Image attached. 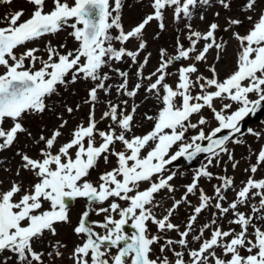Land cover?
<instances>
[{
	"label": "snow or ice",
	"instance_id": "obj_1",
	"mask_svg": "<svg viewBox=\"0 0 264 264\" xmlns=\"http://www.w3.org/2000/svg\"><path fill=\"white\" fill-rule=\"evenodd\" d=\"M13 2L0 0V4ZM24 2L32 6L31 11L20 7L5 15L0 26V151L11 148L24 134L32 141L34 154L18 150L17 179L9 180L7 187L0 180V264H56L67 249L63 241H49L51 250L41 251L36 245L46 234L58 236L61 225L71 226L78 238L68 256L71 264H264V177L255 175L264 167V145L256 151L250 148L255 163L244 169L249 175L239 186L233 177L210 171L224 155L233 170L239 166L229 145L245 143L240 139L243 121L264 109V0H244V19L229 15L223 25L217 11L203 29L190 21L198 9L211 7L213 0H148L145 7L150 11L127 27L123 22L126 0ZM215 3L231 11L232 0ZM169 11L174 21L188 22L175 37L172 51L158 48L157 64L145 74L153 55L147 28L155 22L158 31L151 39L159 40L167 30ZM205 19L200 11L199 20ZM245 20L250 27L241 33L237 29ZM67 28L76 42L74 48L49 41L44 58L40 48L27 47ZM220 32L229 33L228 40ZM230 40L238 45L235 64L220 78L216 63ZM213 52L216 63L208 65L210 75H205L199 66ZM128 61V70L115 66ZM105 68L119 78L118 83H108L113 77ZM80 80L91 82L82 101L89 106L87 119L79 120L66 135L69 120L64 114L72 116L81 104L61 103L59 123L52 128L44 125L33 135L25 127V117L54 111L48 100ZM141 92L144 100L155 101V107L153 114L144 113L151 129L136 134L141 105H130L129 98ZM101 93L109 98L97 119ZM205 109L214 127H209ZM104 121H108L105 127H99ZM190 130L195 134L187 135ZM247 134L264 140L262 131L248 128ZM199 154H206V162L176 198L173 181L184 173L170 166ZM101 161L105 169L93 181L91 173ZM23 173L33 178L27 184ZM201 178L220 181L212 195L200 187ZM162 192L170 204L157 199ZM191 195L198 196L197 204H192ZM78 198L87 203L73 224L71 208ZM241 206L250 211H241ZM181 207L191 212L186 221L174 222ZM212 208L209 222L197 227L202 213ZM93 214L102 218L93 220Z\"/></svg>",
	"mask_w": 264,
	"mask_h": 264
},
{
	"label": "rangeland",
	"instance_id": "obj_2",
	"mask_svg": "<svg viewBox=\"0 0 264 264\" xmlns=\"http://www.w3.org/2000/svg\"><path fill=\"white\" fill-rule=\"evenodd\" d=\"M244 0H232V7L231 11H226L222 7H220L218 4L215 3V0L212 2V6L208 7L206 10L201 8L198 9L190 21L194 27H199L201 29L205 28L207 24L214 19V13L219 11L220 12V18L219 22L221 25L224 23V17L233 15V16H239L241 19H244L245 13L241 12V5L243 4ZM148 3V0H143V3L137 2V0H126L125 7L123 9V22L125 24V27L128 25L134 24L139 20V18L144 14L146 11H150V9L146 8L145 5ZM51 4V0H49V5ZM20 7H24L28 10V12L31 11V5L24 2V0H14L12 4H0V26H3L5 21H3V17L9 13H11L14 10L19 9ZM200 11L205 12L206 19L204 21L199 20V14ZM27 18V13L24 17V19ZM188 22L185 20H181L179 22H176L172 19L171 11H169L166 23H167V30L162 32L160 34L159 40H152L151 37L154 33L158 31L157 24L153 22L150 27L147 28V34L149 36V51L152 52V58L150 61V64L147 66L145 74H147L148 71H151L154 66L157 64V50L159 47H167L169 51L173 50V46L175 44V37L180 34L184 29V24ZM250 25L245 20V23L242 27L237 29L241 33H244L247 28H249ZM71 31L70 28H67L65 31H61L55 35H46L39 40L29 43L27 47H38L41 49L39 55L46 58V51L45 46L50 41L52 45L59 46L61 44H65L67 48H74L76 47V42L68 35V33ZM219 36H223L225 40H228L229 33L220 32L218 33ZM231 44V45H230ZM237 42L235 40H230L227 49L224 53H222L221 60L216 63L214 60L215 52L212 53V55L209 56L207 63H202L200 67V71L204 73L205 75H210L208 72V65L212 63H216L217 70L219 72L220 78H223L230 70L233 69L235 64V57H236V51H237ZM127 63H121L118 65H115L117 67H120L122 70H128V64ZM178 67V65H177ZM2 71V69H0ZM104 71L109 72V74L113 77L111 80L108 81V83L116 84L119 81L118 77H115L114 73L110 71L109 68H105ZM131 71L135 72V67L131 69ZM170 71L175 72V68L170 69ZM169 82H173L172 78L169 79ZM91 86L90 81H84L80 80L75 85H73L70 89L65 90L63 88L60 89L59 95H55L51 97L48 100V104L50 106L55 105L54 111H46L42 116H27L25 117V127H27L33 135H37L41 128L44 125H47L48 128H52L56 126L59 121L57 120V114L62 111L60 105L61 103H67L70 106H74L75 104L79 103L81 104V108L79 111L74 112L72 116H69L67 113H65V119L69 120V124L67 128L65 129V134L67 135V132L74 127V125L79 120H86L87 119V113L89 112V106L82 103L84 99H86V93L87 89ZM144 93L141 92L136 98H129V104L131 105L133 102L139 103L141 107L138 109V114L136 116V122L137 127L135 129L136 134H141L143 132H146L151 129L152 122L147 121L144 119V113L147 112L148 114H153V109L155 107V101L153 99L144 100L143 99ZM109 97H106L104 93L100 94V102L97 104L96 107V117L99 119L102 112L105 110V101ZM112 99H116L115 92L113 91ZM253 99L255 96L253 95ZM220 106V103L217 102V107ZM235 107V106H234ZM203 115L208 117L210 121L209 127H214L215 122L211 118V113L205 109L203 111ZM195 117H193V122H195ZM108 123V121L102 122L99 127L104 128L105 125ZM11 124V121H7L5 126ZM253 128L257 131L264 132V114L260 116L259 118L255 120H248L246 122V126L244 128V131L240 135V139L244 140L245 143L240 145H232L230 144V149L233 150V155L235 160L239 161V166L233 170L231 167V161H229L228 156L224 155L222 157V162L218 165L210 168V171H212L215 176H223L227 175L230 177H233L235 180V184L239 186L242 181L246 180L249 173H246L244 171L245 168L249 166L250 163H255V156L250 155V148L252 151L258 150L261 145H264V140H257L255 137L247 134V129ZM207 130V128H206ZM195 134V130H190L187 135L191 136ZM27 146V147H26ZM25 150L29 151V154H34V148L32 147V141L24 134H21L18 138V140L14 143V145L11 148L5 149L4 151H0V180L4 181V186H8V181L12 179H17L15 177V171L19 164L20 157L16 155L18 150ZM31 149V151H30ZM206 162V155H201L196 159V162L194 164H188L184 158H181L180 160L173 162V164L170 166V170L172 171H179L184 173V175L180 176L178 175L173 183L177 187V192L175 193L176 198H179L181 194L184 192V185L191 182L192 176L196 169L200 168L202 164ZM113 165H108L107 167H111ZM4 168L10 169V171H4ZM105 169V166L103 164V161H101V166L97 170H93L91 173V179L95 181L101 171ZM226 169V171H225ZM256 178L264 177V167L260 168L258 172L255 174ZM22 178L27 184L29 181H31L33 178L31 174L29 173H23ZM220 181L218 179H212L209 181L207 178H201L200 180V187L203 188L209 195L213 194V186L219 184ZM142 187H146V185H142ZM163 198L164 202L166 204H170L171 201L168 199L167 194L165 192H162L159 196H157V199L160 200ZM228 198L229 201L233 198V193L231 191L228 192ZM192 204L195 205L198 203V196L197 195H191L189 197ZM258 201H253V203H257ZM47 206V205H46ZM226 206V205H225ZM85 199L84 198H78L75 205L71 208V215H72V222L75 224L78 220V217L80 213L85 208ZM241 211H250L248 208L241 206ZM215 209L212 208L210 210H206L202 213V215L199 217V221L197 224V227L199 224L207 223L209 222L211 218V213L214 212ZM191 208L189 207H181L179 211L176 214L175 220L176 221H186L187 216L190 214ZM102 217H97L94 214L92 215L91 219L97 220L101 219ZM225 228L228 227L227 221H222ZM153 233H155V226H151ZM183 227V224H182ZM59 235L56 237H52L50 234H46L45 238L41 241H39L36 245V247L41 250H51L49 248L48 242L49 241H55V240H61L67 245V249L65 250L64 257L61 259H58L56 261V264H71V260L68 259L69 254L71 253V250L73 248V245L78 242V238L73 234L71 226L68 225H61L58 227ZM170 236L175 238V233H170ZM207 235V233H206ZM158 253V250H157ZM7 255V253L5 254Z\"/></svg>",
	"mask_w": 264,
	"mask_h": 264
},
{
	"label": "water",
	"instance_id": "obj_3",
	"mask_svg": "<svg viewBox=\"0 0 264 264\" xmlns=\"http://www.w3.org/2000/svg\"><path fill=\"white\" fill-rule=\"evenodd\" d=\"M264 109H261V110H258L257 111V113L255 114V115H250V117L251 118H256L257 116H259L261 113H262V111H263ZM242 127H243V123H242V125H241V129H242ZM200 155V154H199ZM188 161V160H187ZM188 162H194V159L192 160V161H188ZM74 203V202H73Z\"/></svg>",
	"mask_w": 264,
	"mask_h": 264
},
{
	"label": "bare ground",
	"instance_id": "obj_4",
	"mask_svg": "<svg viewBox=\"0 0 264 264\" xmlns=\"http://www.w3.org/2000/svg\"><path fill=\"white\" fill-rule=\"evenodd\" d=\"M231 45V44H230Z\"/></svg>",
	"mask_w": 264,
	"mask_h": 264
}]
</instances>
